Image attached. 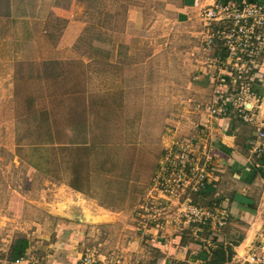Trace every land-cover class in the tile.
Returning <instances> with one entry per match:
<instances>
[{"label": "rangeland", "instance_id": "rangeland-1", "mask_svg": "<svg viewBox=\"0 0 264 264\" xmlns=\"http://www.w3.org/2000/svg\"><path fill=\"white\" fill-rule=\"evenodd\" d=\"M204 35L161 0H0L1 259L24 237L43 260L69 228L112 264L131 233L164 231L143 206L209 101Z\"/></svg>", "mask_w": 264, "mask_h": 264}, {"label": "crops", "instance_id": "crops-1", "mask_svg": "<svg viewBox=\"0 0 264 264\" xmlns=\"http://www.w3.org/2000/svg\"><path fill=\"white\" fill-rule=\"evenodd\" d=\"M161 1L176 18L188 21L200 20L203 8L225 0ZM246 1L264 3V0ZM205 53L211 56L213 51ZM258 72L261 77L257 80L259 101L254 124L244 123L232 113L209 119L200 111L195 126L191 127L193 139L212 157L209 182L201 195L193 198L199 203L225 208L226 224L214 237L207 228L188 227L177 232L170 225L161 232L153 228L144 237L131 233L128 244L119 251L118 264H224L228 250L231 258H240L264 243V154L253 153L249 144L256 126L264 123V54ZM200 74L199 85L208 91L210 99L212 84L206 72L201 70ZM156 161L153 172L158 166L159 160ZM86 214L100 220L106 217L87 208L81 213L84 221ZM68 229H62L59 238L48 245L50 250L44 255V264L78 263L82 253L76 248L75 238L79 232Z\"/></svg>", "mask_w": 264, "mask_h": 264}, {"label": "built area", "instance_id": "built-area-1", "mask_svg": "<svg viewBox=\"0 0 264 264\" xmlns=\"http://www.w3.org/2000/svg\"><path fill=\"white\" fill-rule=\"evenodd\" d=\"M200 19L205 26V47L213 51L207 56L212 96L202 111L209 119L232 113L242 122L254 124L259 101L257 80L261 77L258 68L264 54V3L213 2L202 9ZM249 144L253 153L264 154V123L256 126ZM211 162L212 157L196 140L174 142L163 154L152 177V193L143 206V226L155 222V225H171L177 232L203 227L211 237L216 236L226 224L228 212L191 197L200 196L208 184ZM167 209H173L172 213L168 214ZM99 261V254L85 251L77 264H99ZM110 261L119 262L116 256ZM0 264L44 262L27 251L14 259L0 258ZM224 264H264V243Z\"/></svg>", "mask_w": 264, "mask_h": 264}, {"label": "trees", "instance_id": "trees-1", "mask_svg": "<svg viewBox=\"0 0 264 264\" xmlns=\"http://www.w3.org/2000/svg\"><path fill=\"white\" fill-rule=\"evenodd\" d=\"M28 247H29V241L27 238L24 237L16 238L11 245L9 258L14 259L16 257L24 255L27 252ZM231 256H232L231 251L228 250L226 261H229L231 259Z\"/></svg>", "mask_w": 264, "mask_h": 264}, {"label": "bare ground", "instance_id": "bare-ground-1", "mask_svg": "<svg viewBox=\"0 0 264 264\" xmlns=\"http://www.w3.org/2000/svg\"><path fill=\"white\" fill-rule=\"evenodd\" d=\"M86 218L90 221H95V222L100 220L98 217H93L88 214H86Z\"/></svg>", "mask_w": 264, "mask_h": 264}]
</instances>
